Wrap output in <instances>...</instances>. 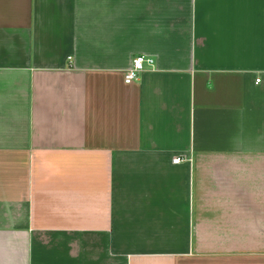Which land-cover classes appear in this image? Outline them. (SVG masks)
<instances>
[{
  "label": "crops",
  "instance_id": "crops-1",
  "mask_svg": "<svg viewBox=\"0 0 264 264\" xmlns=\"http://www.w3.org/2000/svg\"><path fill=\"white\" fill-rule=\"evenodd\" d=\"M0 264H264V0H0Z\"/></svg>",
  "mask_w": 264,
  "mask_h": 264
},
{
  "label": "built area",
  "instance_id": "built-area-1",
  "mask_svg": "<svg viewBox=\"0 0 264 264\" xmlns=\"http://www.w3.org/2000/svg\"><path fill=\"white\" fill-rule=\"evenodd\" d=\"M154 66V59L145 55H138L134 58L131 66L125 71L124 81L125 83H132L138 81L142 73L146 70L147 67ZM257 81H259L257 79ZM181 159L177 158L175 161H180Z\"/></svg>",
  "mask_w": 264,
  "mask_h": 264
}]
</instances>
